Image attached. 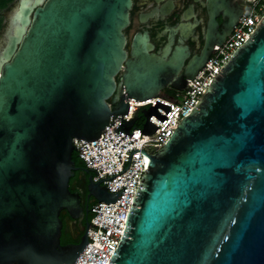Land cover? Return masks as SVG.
Masks as SVG:
<instances>
[{"label": "water", "instance_id": "obj_1", "mask_svg": "<svg viewBox=\"0 0 264 264\" xmlns=\"http://www.w3.org/2000/svg\"><path fill=\"white\" fill-rule=\"evenodd\" d=\"M131 2L18 0L6 16L0 264H74L87 231L78 245H61L59 219L62 211L71 219L82 213L69 185L77 170L73 140H97L110 116L121 119L112 129L119 139L134 128L153 133L151 115L166 119L169 106L157 101L140 110L143 116L136 117L138 106L131 119L121 118L129 98L155 97L166 85L164 74L176 67L150 53L145 35L127 59L123 30ZM227 6L208 0L212 27ZM136 151L146 156L145 170L107 264H264V16L166 144L153 155L133 150L124 170ZM98 182L90 178L88 186L98 202L113 203L123 192L110 194Z\"/></svg>", "mask_w": 264, "mask_h": 264}, {"label": "built area", "instance_id": "obj_2", "mask_svg": "<svg viewBox=\"0 0 264 264\" xmlns=\"http://www.w3.org/2000/svg\"><path fill=\"white\" fill-rule=\"evenodd\" d=\"M242 1L245 3V10L233 31L221 45L214 46L207 62L192 79L186 80L182 90H176L171 97L158 94L139 102L133 98L128 99L127 114L121 115L122 120L125 121L133 117L138 106L136 117L143 116L140 110H146L149 106L153 107L156 101L169 106L166 114L162 109L156 108L158 113L165 114L166 119L162 122L152 115L148 118V121L157 127L153 133L145 136L139 134V131L134 128L130 138L125 135L119 139L112 129L120 125L121 119L110 116L107 126L101 131L97 140L91 142L73 140L78 158L83 162L85 169L93 173V183L122 172L127 167L129 155L133 150L137 149L146 155H153L166 144L182 119L190 113L195 103L200 101L210 80L220 71L235 50L246 41L263 18L264 0ZM109 107L111 108V105ZM145 159V155L136 151L132 153L130 165L126 170L114 178L98 182L100 186H105L110 194L122 190L123 192L113 203L106 204L103 201L94 203L87 229V244L74 264H107L122 236L126 216L137 190V183L141 179L142 170H145Z\"/></svg>", "mask_w": 264, "mask_h": 264}, {"label": "flooded vegetation", "instance_id": "obj_3", "mask_svg": "<svg viewBox=\"0 0 264 264\" xmlns=\"http://www.w3.org/2000/svg\"><path fill=\"white\" fill-rule=\"evenodd\" d=\"M16 1L18 0H11L6 8L0 9V33L6 23V16ZM221 1L228 6L214 15L212 19L215 27H212L208 0H132L128 25L123 30L127 59H131L138 37L145 35L147 43L152 46L150 53L161 57L164 62L176 65L164 74L163 82L166 85L159 91V95L173 96L178 89L171 85L186 83L192 75L191 70L207 62L216 40L235 28L244 13L245 3L242 0ZM121 76L120 73L115 77L117 83ZM75 167L77 170L70 178L69 185L79 196L82 213L78 219L69 218L65 211L60 213V244L65 246L80 243L90 223L91 208L96 202L88 191L89 179L93 178V173L83 167Z\"/></svg>", "mask_w": 264, "mask_h": 264}, {"label": "trees", "instance_id": "obj_4", "mask_svg": "<svg viewBox=\"0 0 264 264\" xmlns=\"http://www.w3.org/2000/svg\"><path fill=\"white\" fill-rule=\"evenodd\" d=\"M11 0H2L0 2V9L6 8L8 6V3H10ZM71 159L74 162L75 166H80V167H84L83 162L78 158L77 152L74 151L71 155Z\"/></svg>", "mask_w": 264, "mask_h": 264}, {"label": "rangeland", "instance_id": "obj_5", "mask_svg": "<svg viewBox=\"0 0 264 264\" xmlns=\"http://www.w3.org/2000/svg\"><path fill=\"white\" fill-rule=\"evenodd\" d=\"M2 0H0V2H1ZM2 25V19L0 18V26Z\"/></svg>", "mask_w": 264, "mask_h": 264}]
</instances>
